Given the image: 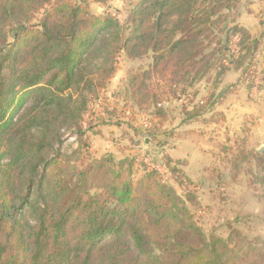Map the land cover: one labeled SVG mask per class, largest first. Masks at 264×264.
I'll use <instances>...</instances> for the list:
<instances>
[{
  "label": "trees",
  "instance_id": "1",
  "mask_svg": "<svg viewBox=\"0 0 264 264\" xmlns=\"http://www.w3.org/2000/svg\"><path fill=\"white\" fill-rule=\"evenodd\" d=\"M111 2L0 0V264H264V250L209 238L158 169L94 157L84 127L122 54L150 60L127 92L164 118L162 87L182 100L211 68H256L262 39L237 21L242 0H140L124 21ZM206 104L181 111L198 120ZM67 131L79 144L70 153ZM238 158L264 184V150Z\"/></svg>",
  "mask_w": 264,
  "mask_h": 264
},
{
  "label": "rangeland",
  "instance_id": "2",
  "mask_svg": "<svg viewBox=\"0 0 264 264\" xmlns=\"http://www.w3.org/2000/svg\"><path fill=\"white\" fill-rule=\"evenodd\" d=\"M138 1L112 0L109 11L124 21ZM242 4L237 21L262 39L253 61L256 68L233 65L220 75L217 68H211L202 76H193L192 84L190 78L186 81L182 100H175L162 87L159 93L168 107L164 118L156 117L152 101L139 105L127 92L130 74L150 60L122 54L107 89L91 101L84 127L94 157L110 152L119 159L136 157L139 163L158 169L160 179L183 198L209 238L222 237L230 248L247 251L249 246L264 250V184L256 178L257 168L249 173V163L238 155L252 148L264 150V120L259 119L264 116L245 114L242 120L239 115L228 121L217 110L224 101L226 111L238 114L239 104L259 103L264 97V0H242ZM91 10L102 13L104 8L92 2ZM173 21L174 17L166 26L171 27ZM244 70L250 85L240 79ZM152 82L146 81L151 89ZM202 101L209 110L198 122L196 118L188 121L181 111L183 105L192 111ZM212 122L217 126L206 128ZM220 123L228 126L218 134ZM78 145L76 134L67 131L64 150L70 153Z\"/></svg>",
  "mask_w": 264,
  "mask_h": 264
},
{
  "label": "crops",
  "instance_id": "3",
  "mask_svg": "<svg viewBox=\"0 0 264 264\" xmlns=\"http://www.w3.org/2000/svg\"><path fill=\"white\" fill-rule=\"evenodd\" d=\"M224 86H226V85H224ZM224 88H226V87H224ZM223 102L224 101H221V104L218 103L221 106L219 107V109L217 108V110H220L221 118H223V119L226 118V120H228V121H231L233 118L237 120L239 115H240L239 120H242V118L244 117L245 114H248V115L251 114V115L256 116V117L257 116H259V117L264 116V97H262L261 102H259V103L250 104V103H244L243 102V103L239 104V105H241V107L239 106L240 108L237 109L238 114H234V115H232L231 111H226L223 108ZM259 119L264 120V117L259 118ZM199 120L200 119H198L196 121L198 122ZM212 123H213V126H208L206 128H211V127L215 128L217 126L216 122H212ZM227 126H228V123H220L216 133L221 134L223 132V130H226Z\"/></svg>",
  "mask_w": 264,
  "mask_h": 264
}]
</instances>
